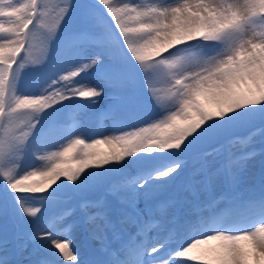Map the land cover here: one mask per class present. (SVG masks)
Segmentation results:
<instances>
[{"label":"snow or ice","instance_id":"6c2138e0","mask_svg":"<svg viewBox=\"0 0 264 264\" xmlns=\"http://www.w3.org/2000/svg\"><path fill=\"white\" fill-rule=\"evenodd\" d=\"M73 5L50 25L39 0H0L10 24L0 19V264H264V169L241 186L244 168L264 155V0H95L64 38L78 62L39 94L17 92L19 69L45 61ZM120 57L144 73L163 118L125 132L113 104L98 119H112L119 134L38 156L105 87L119 98L131 79ZM93 69L104 86L80 79ZM72 98L82 103L34 138L39 114ZM29 153L58 162L18 171ZM68 160L77 166L63 167ZM226 216L247 226L229 230Z\"/></svg>","mask_w":264,"mask_h":264},{"label":"rangeland","instance_id":"374dc122","mask_svg":"<svg viewBox=\"0 0 264 264\" xmlns=\"http://www.w3.org/2000/svg\"><path fill=\"white\" fill-rule=\"evenodd\" d=\"M13 3L16 0H12ZM23 3L25 0H19ZM39 2L45 5V22L54 25L61 12V8L67 2V0H39ZM125 3L135 2L140 5H148L151 3H171L172 0H124ZM95 3V0H74V5L65 18L62 26L56 36V38L50 43L49 51L47 57L42 64L39 65H28L25 64V68L19 69L21 72L20 79L17 83V92L22 94H39L42 88L47 87L53 79L56 78L57 73L62 72L64 67L72 62H78L70 60L67 56V51L64 45V38L66 35L73 33L83 26V15L86 6H91ZM3 19L5 22V27H9L10 24ZM95 27V25H91ZM7 35L6 33H0V36ZM42 56V37L39 33L34 35L31 41V57L34 60L40 59ZM120 66L125 70L126 74L131 78L127 81L126 86L119 91V98L114 99L112 95V89L105 87L104 94L98 99L97 104L93 106L97 116L95 119L89 120L87 116H91L93 109H87L84 111L83 115H78L77 118L70 119L67 124H71L70 127H65L62 132V137L58 140L56 147L46 149L44 152L39 153L38 156H45L51 152L59 151L63 147L67 146L71 140L76 138L84 139L86 143H90L92 139L103 138V136L117 135L119 132L114 130V121L109 118H105L102 123L99 122L98 114L100 112L106 111L117 104L119 107L118 120L123 126V131H133L137 128L147 127L148 124L156 122L157 119H162L163 115L166 113H160L154 102L151 100L147 89L143 81H139L144 77V74L133 64L120 57L117 61ZM152 73L150 72L149 75ZM81 80H87L98 87L104 86V82L99 79L96 75L95 69L90 70L87 74H81ZM156 87H166L163 83H156ZM77 102H81L77 98H72L71 100H65L62 104L57 105L54 109L50 108L45 112H41L39 116L41 117L40 123L36 125L33 131V137L39 139L43 133L42 125H46V122L52 118L56 113L63 111L67 108H72L77 106ZM81 104V103H80ZM161 114V115H160ZM160 115L159 117H157ZM259 145H257L258 147ZM106 145H97L96 150H105ZM75 151V150H74ZM211 151V149H208ZM74 153H69L73 155ZM34 161V163H33ZM58 161L43 159L38 160L31 157V154L25 155L22 160L21 169L18 171L31 170V167H36L37 169L43 171L51 167L53 163ZM63 167L77 166L76 160H68L62 163ZM264 169V155L258 157L256 160L250 161L241 173L242 187H247L250 185H255L259 182L261 172ZM256 175V177H255ZM63 179V178H62ZM255 179V182H254ZM0 184H2V177H0ZM62 191H67L62 189ZM219 191L217 195H219ZM40 195V194H36ZM0 198H4L3 187H0ZM233 224L231 217H225V227L232 231H238L246 227L247 224H243L235 229L230 226ZM241 225V224H240Z\"/></svg>","mask_w":264,"mask_h":264},{"label":"trees","instance_id":"16d2710c","mask_svg":"<svg viewBox=\"0 0 264 264\" xmlns=\"http://www.w3.org/2000/svg\"><path fill=\"white\" fill-rule=\"evenodd\" d=\"M208 149H211V147H208ZM208 149H207V150H208Z\"/></svg>","mask_w":264,"mask_h":264}]
</instances>
